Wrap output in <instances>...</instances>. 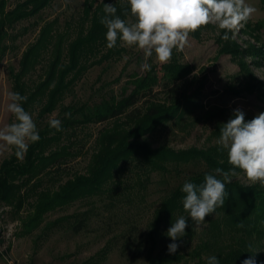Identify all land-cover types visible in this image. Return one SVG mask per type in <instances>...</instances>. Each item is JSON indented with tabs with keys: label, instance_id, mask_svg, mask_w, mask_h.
Returning <instances> with one entry per match:
<instances>
[{
	"label": "trees",
	"instance_id": "1",
	"mask_svg": "<svg viewBox=\"0 0 264 264\" xmlns=\"http://www.w3.org/2000/svg\"><path fill=\"white\" fill-rule=\"evenodd\" d=\"M53 1L21 0L13 8L5 10L6 0H0V60L7 49L4 42L9 36L7 29L19 20L38 15ZM105 3L114 5L116 15L121 19L135 21L127 0H83L73 29L58 30L55 25L57 18L43 22L39 25L36 38L21 52L17 65H7L11 90L27 97L21 102L22 107L35 121L40 139L29 144L22 161L15 156L14 150H11L10 157L3 160L0 192L14 195L10 184L12 177L24 174L33 165L49 172L65 163L73 151L69 143L61 142L77 127L111 120L110 126L98 131L97 148L86 165V171L74 174L54 189L41 191L36 213L42 214L80 199L100 198L103 193L111 195L120 185L131 192L135 184L145 187L150 175L155 172L165 187L145 229L139 231L137 225H129L121 229L114 239L120 253L129 262H134L146 251L147 264L181 261L207 264L210 256H216L220 264H243L249 258H254L256 264H264V252L261 251L264 240V187L259 183L244 184L237 180L226 184L229 195L224 207L207 216L201 230L193 231L194 225L189 218L186 235L176 241L179 248L175 253L168 251L167 246L172 241L166 235L167 229L179 216L188 217L182 204L185 195L181 191L183 183L189 180L199 185L204 175L215 168L228 171L232 167L228 163L227 151L219 144L200 149H174L167 145L152 147L148 140L147 136L160 124L196 107L197 102L193 100L197 98L199 89L190 93L179 90L176 83L178 77L171 69L160 78L156 65L149 63L150 71L130 74L118 93L110 92L93 102L61 104L64 95L72 90L89 67L119 58L125 50L119 40L115 48L106 46L107 29L100 23L105 15ZM228 50L238 52L239 47L232 42ZM259 50L258 56L264 59V49ZM176 63L177 55L173 52L166 66ZM38 64L42 67L41 74L38 79L29 81L28 75ZM58 107L55 119L61 120L63 127V131L59 132L50 128L49 121L44 120ZM68 112L71 119L65 116ZM216 129L220 130V126ZM132 177L135 181L126 184ZM87 218L86 213H81L72 228L81 229ZM238 223H242L243 227H238Z\"/></svg>",
	"mask_w": 264,
	"mask_h": 264
},
{
	"label": "rangeland",
	"instance_id": "2",
	"mask_svg": "<svg viewBox=\"0 0 264 264\" xmlns=\"http://www.w3.org/2000/svg\"><path fill=\"white\" fill-rule=\"evenodd\" d=\"M17 1L21 0H6L5 10L13 8ZM247 2L257 12L236 33L235 39L224 41V30L209 24L190 33L189 43L183 51L173 50L177 55L175 65L167 67V63H159L155 54L147 60V63L156 65L160 78L171 69L178 77L179 90L187 93L200 90L193 100L197 102L196 107L160 124L147 136L152 147L167 145L174 149H200L214 146L220 138V130L216 128L234 118L236 110L244 113L245 121L264 113V59L257 54L259 49H264V0ZM82 6L83 0H54L38 15L19 20L7 29L9 36L4 41L7 49L0 60V127L14 121V116L7 111L8 93L12 92L7 65H17L21 52L36 38L43 22L57 18L58 30L73 29ZM232 42L238 45V52L228 50ZM123 47L125 50L119 58L89 67L72 90L64 95L61 104L98 101L110 92L118 93L130 74H143L141 65L145 58L142 50ZM41 72V64H38L28 75L29 81L38 79ZM58 113L59 107L44 120L56 118ZM111 124L112 121L107 120L77 127L61 142L69 143L73 151L65 163L49 172L33 165L24 174L12 177L10 184L14 195L0 192V264L148 263L146 251L134 262H129L120 253L114 239L129 225H137L139 231L145 229L165 187L155 172L145 187L135 184L131 192L120 185L111 195L103 193L100 198L76 200L42 214L35 212L41 191L54 189L74 174L86 171V165L97 148L98 131ZM10 155L11 150L0 151V166ZM21 161L19 163L23 164ZM237 171L240 175L232 180L252 184L242 171ZM133 181L134 177L126 184ZM81 213L88 217L86 224L74 230L72 224ZM262 243L261 251L264 252V240Z\"/></svg>",
	"mask_w": 264,
	"mask_h": 264
},
{
	"label": "clouds",
	"instance_id": "3",
	"mask_svg": "<svg viewBox=\"0 0 264 264\" xmlns=\"http://www.w3.org/2000/svg\"><path fill=\"white\" fill-rule=\"evenodd\" d=\"M134 22H128L116 15L117 9L105 3L100 23L107 29L106 41L109 49L117 46L136 47L142 50L145 62L141 71H150L147 60L155 54L161 64L171 61L173 50L183 51L189 43L190 33L209 24L224 30L222 39H235L236 33L247 24L257 9L247 0H127ZM231 33V35H229ZM27 97L18 92H9L7 111L14 121L0 127V151L14 150L18 159L27 154L29 144L38 142L39 130L30 113L22 107ZM71 119V113H65ZM234 118L220 127L217 143L227 151L230 170L215 168L204 175L203 182L197 185L186 180L181 188L185 195L182 199L183 210L188 217L179 216L167 229L171 239L167 248L175 253L179 248L176 241L186 235L188 219L193 222V231L198 230L206 217L224 207L229 192L226 184L240 175L239 169L253 184L264 187V113L245 121L244 113L236 110ZM49 126L63 131L59 119L49 120ZM218 177H222L218 178ZM238 227H243L238 223ZM207 264H220L216 256L208 257ZM243 264H256L254 258L245 259Z\"/></svg>",
	"mask_w": 264,
	"mask_h": 264
}]
</instances>
